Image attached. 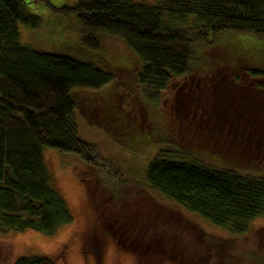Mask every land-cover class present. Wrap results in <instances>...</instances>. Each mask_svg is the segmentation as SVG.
Returning a JSON list of instances; mask_svg holds the SVG:
<instances>
[{
	"label": "rangeland",
	"instance_id": "374dc122",
	"mask_svg": "<svg viewBox=\"0 0 264 264\" xmlns=\"http://www.w3.org/2000/svg\"><path fill=\"white\" fill-rule=\"evenodd\" d=\"M24 2L23 15L36 18V26L17 22L20 46L91 64L111 80L97 91L70 94L77 137L91 147L97 166L71 153L41 150L52 188L72 222L51 236L35 230L0 234V264L29 256L56 264H181L185 255L203 252L204 240L236 238L248 244L264 229L263 214L236 236L178 206L145 179L155 158L212 169L225 165L264 179L262 41L221 33L195 49L183 76L153 94L138 86L140 60L123 40L97 32L96 51L81 46L72 10L77 0ZM252 69L263 75L252 77Z\"/></svg>",
	"mask_w": 264,
	"mask_h": 264
},
{
	"label": "trees",
	"instance_id": "16d2710c",
	"mask_svg": "<svg viewBox=\"0 0 264 264\" xmlns=\"http://www.w3.org/2000/svg\"><path fill=\"white\" fill-rule=\"evenodd\" d=\"M23 4L24 0H0V234L35 230L51 236L72 217L52 188L41 150L71 153L97 166L91 147L77 137L70 94L97 91L111 76L67 56L20 46L17 22L36 26V18L23 15ZM72 10L81 27V46L96 51L97 32L120 38L140 60L138 86L153 94L172 77L183 76L195 49L211 44L221 33L264 43V0H155L153 6L135 0H77ZM250 74L263 75L253 69ZM145 179L178 206L236 236L264 214V179L225 165L212 169L155 158ZM207 240L202 246L198 243L204 253L185 255L181 264H264V229L248 244L236 238ZM12 264L56 263L29 256Z\"/></svg>",
	"mask_w": 264,
	"mask_h": 264
}]
</instances>
